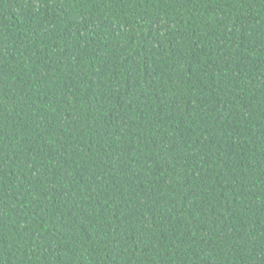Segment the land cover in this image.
<instances>
[{"label": "trees", "instance_id": "1", "mask_svg": "<svg viewBox=\"0 0 264 264\" xmlns=\"http://www.w3.org/2000/svg\"><path fill=\"white\" fill-rule=\"evenodd\" d=\"M0 264H264V0H0Z\"/></svg>", "mask_w": 264, "mask_h": 264}]
</instances>
